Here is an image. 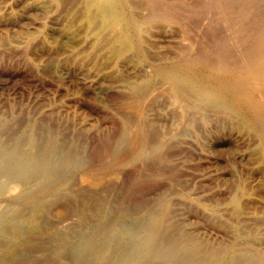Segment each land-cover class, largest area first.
Wrapping results in <instances>:
<instances>
[{
    "label": "rangeland",
    "instance_id": "obj_1",
    "mask_svg": "<svg viewBox=\"0 0 264 264\" xmlns=\"http://www.w3.org/2000/svg\"><path fill=\"white\" fill-rule=\"evenodd\" d=\"M90 1L0 0V158L2 153L11 156L16 136L35 138L33 151L30 148L12 161L0 162V255L28 239H34L38 248H49L46 239L76 225L79 206L88 221L81 238L68 241L63 263L50 264H77L73 259L80 239L93 247L88 245L87 254L96 246L104 247L107 240L102 232L107 220L120 213L128 215L124 230L136 229L139 238L145 239L147 233L136 227L134 220L143 212L181 228L201 247L226 250L223 258L212 264H236L242 255L257 259L259 252H264V143L260 133L237 114L239 111L209 97L198 95V99L187 89L179 99L158 67L191 52L193 56L202 53L212 65L210 74L220 76L222 70L216 65L223 50L231 54L230 60L241 58L244 65L251 55L249 48L264 33V0H126L125 16L139 23V51L133 46L126 20L112 24L104 18L102 6L107 8L108 0ZM188 95L192 100L195 97V103ZM263 95L257 96L264 100ZM201 99L202 103L198 102ZM125 117L132 118L127 127ZM50 133H55L54 138ZM152 142L157 146L154 152ZM44 148L51 151L50 157ZM69 157L78 163L71 164ZM30 159L37 169L27 178ZM47 180L56 187L63 185L56 196L31 204L16 198L19 190L37 193ZM89 196L104 199L102 215L89 211ZM46 201L53 204L48 206ZM71 205L74 208L68 209ZM7 257L6 264L11 259ZM115 257L99 264L120 260ZM168 261L163 263L173 260ZM127 264L137 263L130 260Z\"/></svg>",
    "mask_w": 264,
    "mask_h": 264
},
{
    "label": "bare ground",
    "instance_id": "obj_2",
    "mask_svg": "<svg viewBox=\"0 0 264 264\" xmlns=\"http://www.w3.org/2000/svg\"><path fill=\"white\" fill-rule=\"evenodd\" d=\"M90 1V0H89ZM101 1V0H100ZM107 1V0H106ZM91 3L94 4V2L96 3V1L92 2V0L90 1ZM91 3H89V5H91ZM101 3V2H100ZM103 3V2H102ZM126 0H108L107 4L108 7L104 8L105 6H102V8L104 9L103 12L105 14V19L106 21L113 23L116 22H123L126 20L127 26L130 29L132 36L134 37V41H133V46L135 48L138 49L139 51V43L137 42V33H138V29H139V23L131 20L129 17V19H127V17L125 16V13L123 11V8H125L126 4ZM222 3V2H221ZM92 4V5H93ZM106 4V3H105ZM104 4V5H105ZM228 4V3H227ZM252 4V3H251ZM103 5V4H102ZM240 5V4H239ZM238 5V6H239ZM99 6V5H98ZM226 6V5H224ZM229 6V5H228ZM237 6V5H236ZM264 6V5H263ZM88 7V6H87ZM95 7V6H94ZM127 7V6H126ZM159 7V6H158ZM260 7V6H259ZM89 8V7H88ZM99 8V7H98ZM128 8V7H127ZM154 8V7H153ZM161 8V7H160ZM236 8V7H235ZM234 8V10H235ZM246 8V7H245ZM244 8V9H245ZM250 8V7H249ZM91 9V8H90ZM180 9V8H178ZM219 9V8H218ZM224 9V8H223ZM222 9V11L224 12V10ZM226 9V8H225ZM237 9V8H236ZM94 10V9H93ZM152 10V9H151ZM157 10V9H156ZM171 10V9H170ZM185 10V9H184ZM227 10V9H226ZM256 10V9H255ZM159 11V10H158ZM163 11V10H162ZM172 11V10H171ZM190 11V10H187ZM233 11V10H232ZM102 12V10H101ZM164 12V11H163ZM167 12V11H166ZM165 12V13H166ZM222 12V13H223ZM242 12V11H241ZM255 12V11H254ZM253 12V13H254ZM90 13V12H89ZM92 13V12H91ZM200 13V12H199ZM211 13V12H210ZM150 14V13H149ZM162 14V13H160ZM172 14V12H171ZM225 15L227 13H224ZM223 14V15H224ZM231 14V12H230ZM155 15V14H154ZM169 15V14H168ZM180 15V14H179ZM99 16V15H98ZM153 16V15H152ZM229 16V15H227ZM241 16V15H240ZM238 16V17H240ZM158 17V16H157ZM182 17H184L182 15ZM253 17L252 15L250 16V18ZM258 17V16H257ZM260 17V16H259ZM92 18V17H90ZM150 18V17H149ZM163 18V17H162ZM203 18V17H202ZM249 18V19H250ZM180 19H182L180 17ZM184 19V18H183ZM195 19V18H194ZM192 19V20H194ZM197 19V17H196ZM252 19V18H251ZM250 19V21H251ZM262 19V18H261ZM175 20V19H174ZM178 20V19H176ZM228 20V19H227ZM233 20V19H232ZM241 20V19H240ZM246 20V19H245ZM93 21V20H92ZM99 21V20H97ZM105 21V20H104ZM179 21V20H178ZM199 21V20H198ZM230 21V20H229ZM247 21V20H246ZM253 21V20H252ZM102 22V21H101ZM197 22V21H196ZM218 22L215 21L214 24ZM257 22V21H256ZM261 22V21H260ZM263 22V21H262ZM261 22V23H262ZM99 23V22H98ZM193 23V22H192ZM202 23V22H201ZM229 23V22H227ZM242 23V22H240ZM250 23V22H249ZM125 24V23H122ZM120 24V26L122 25ZM142 24V23H141ZM141 24H140V28H141ZM194 24V23H193ZM245 24V23H244ZM243 24V25H244ZM255 24V23H253ZM208 25V24H207ZM219 25L222 26V24L220 23ZM224 25V24H223ZM183 26V24H182ZM187 25H185L186 27ZM217 26V24L215 25V27ZM236 26V25H235ZM253 26V25H252ZM143 27V26H142ZM209 27V26H208ZM208 27L206 26V28L208 29ZM259 27V26H258ZM195 28V27H194ZM210 28V27H209ZM212 28V27H211ZM222 28V27H221ZM232 28V27H230ZM235 28V27H234ZM246 28V27H245ZM250 28V26H249ZM100 29V28H99ZM258 29V28H257ZM209 30V29H208ZM207 30V31H208ZM215 30V29H214ZM219 30V29H218ZM253 30V29H252ZM140 31V29H139ZM188 31V30H187ZM196 31V29H195ZM210 31V30H209ZM208 31V32H209ZM225 31V33L227 34V29L223 30ZM256 31V29H255ZM122 32V31H121ZM191 32V31H188ZM186 32V33H188ZM206 32V31H205ZM216 32V31H215ZM229 32V31H228ZM243 32V31H242ZM220 33V32H219ZM221 33H223L221 31ZM237 33V32H235ZM240 33V32H239ZM246 33V32H245ZM256 33V32H254ZM120 34V33H119ZM125 34V32H124ZM229 34V33H228ZM257 34V33H256ZM118 35V34H117ZM190 35V34H189ZM211 35V34H210ZM247 35V33H246ZM119 36V35H118ZM123 36V34H122ZM188 36V35H187ZM205 36V35H204ZM228 36V35H227ZM241 36V35H240ZM120 37V36H119ZM116 37V38H119ZM207 37V36H206ZM212 37H216V39L218 38L217 36H213ZM246 37V36H243ZM254 37V35H253ZM122 38V37H121ZM219 39V38H218ZM240 39V38H239ZM129 40V39H128ZM208 40V39H207ZM211 40V39H209ZM238 39L234 40L237 41ZM244 40V38H243ZM250 40V39H249ZM254 40V39H253ZM119 41V39H118ZM125 41H127L125 39ZM222 41V40H220ZM233 41V38H232ZM252 41V40H251ZM209 42V41H208ZM247 42V41H246ZM249 42V41H248ZM253 42V41H252ZM129 43V41L127 42ZM234 43V42H233ZM130 44V43H129ZM214 44V43H213ZM251 44V43H250ZM246 45V44H245ZM249 46V43L247 44ZM227 46V45H226ZM247 46V47H248ZM211 47V46H210ZM213 47V45H212ZM217 47V46H216ZM225 47V46H224ZM243 47V46H242ZM240 48V47H239ZM214 49V48H213ZM226 49V48H225ZM237 49V48H236ZM190 50V49H189ZM187 49V51H189ZM193 50V49H192ZM199 50V49H198ZM215 50V49H214ZM219 50V49H217ZM227 50V49H226ZM239 50H242L239 49ZM238 50V51H239ZM248 50V48H247ZM250 52H249V61L244 65H241L239 61H241L239 59V61L235 60V59H231V54H229L227 51L223 50L222 55H220L222 58L220 59V63H218L216 65V68L221 69L222 70V74L219 76L210 74V69L212 68V65L209 63V61H206L205 58H203L200 54L195 53L196 55L193 56L192 52L189 55H183L181 56L178 60L170 62L168 64L165 65H161L158 67V71L161 75H163L171 84L172 89L174 90L175 94L177 97H179V99H183V95H185V92H187L186 90L189 89L188 91H192L191 93L194 92L195 96L197 95V98L202 95V97H209L211 98L213 101H215L216 103H218V105L221 106H227V107H231L236 109L237 111H239V113L237 114H241L242 117L247 118L254 126V128L260 133V136L263 140L264 143V100L262 98H258V94L259 93H263L264 94V33L263 35L260 36L259 40L257 43H255L251 48H249ZM248 50V51H249ZM137 51V50H136ZM195 51L197 52V48L195 49ZM216 51V50H215ZM236 51V50H234ZM237 51V52H238ZM247 51V52H248ZM213 52V51H212ZM233 52V51H232ZM211 53V52H210ZM242 53V52H241ZM245 52H243L244 55ZM140 54V53H139ZM182 54V53H181ZM194 54V53H193ZM214 54V52H213ZM248 55V54H247ZM246 56V55H245ZM244 56V57H245ZM235 57V56H234ZM236 58V57H235ZM236 58V59H237ZM208 60V59H207ZM211 62V61H210ZM243 64V63H242ZM210 67V68H209ZM209 72V73H208ZM159 75V74H158ZM163 77V78H164ZM148 83V82H147ZM149 84V83H148ZM149 86V85H147ZM145 88V87H144ZM143 88V89H144ZM144 91V90H143ZM256 92H259L256 95ZM188 93V92H187ZM186 93V94H187ZM174 94V93H173ZM193 94V95H194ZM199 95V96H198ZM191 95H188L187 97H189ZM175 97V96H173ZM201 97V96H200ZM201 97V98H202ZM204 97L202 99H204ZM264 97V95H263ZM190 98V97H189ZM174 99V98H173ZM185 99V98H184ZM191 99V98H190ZM193 99L196 101L195 97H193ZM199 99V98H198ZM197 99V100H198ZM199 100L198 102H201L203 100ZM210 99V101H211ZM176 100V98H175ZM187 100V99H185ZM192 100V99H191ZM193 101V103H195ZM208 101V99H205ZM204 100V101H205ZM181 102V101H180ZM185 102V101H184ZM190 102V100L188 101ZM186 102V103H188ZM192 103V102H191ZM202 103V102H201ZM212 103V101H211ZM185 104V103H184ZM183 104V106H185ZM189 104V103H188ZM198 104V103H197ZM204 104V102H203ZM207 105V103H205ZM193 105V104H192ZM202 105V104H200ZM205 105V107H206ZM213 105V104H212ZM209 106V103H208ZM193 107V106H192ZM229 107V108H230ZM219 109V108H217ZM225 109V108H224ZM221 110V109H220ZM227 111V110H226ZM224 113V112H223ZM236 113V111H235ZM124 114V113H123ZM207 115V114H206ZM130 116V115H129ZM200 116V115H199ZM130 119L132 118H128L125 117V126L127 127L130 123ZM130 120V121H129ZM135 121V120H134ZM190 121V120H189ZM15 122V121H14ZM133 122V121H132ZM185 122V121H184ZM13 123V122H12ZM11 123V124H12ZM146 123V122H145ZM10 124V125H11ZM37 125V124H36ZM149 124H146V126ZM151 125V124H150ZM180 125V124H179ZM184 125V124H183ZM251 125V124H250ZM140 126V125H139ZM1 127V126H0ZM18 127V126H17ZM20 127V126H19ZM145 125L141 126L142 131L145 130ZM184 127V126H183ZM252 128V126H250ZM9 128V127H8ZM29 128V127H28ZM38 128V127H37ZM13 129V128H11ZM41 129V128H40ZM2 129H0L1 131ZM7 130V129H6ZM175 130V129H174ZM14 131V130H13ZM19 131V130H18ZM26 131V130H25ZM158 131V130H157ZM182 131V130H181ZM12 132V131H11ZM32 132V131H31ZM55 132V131H54ZM132 132V131H131ZM140 132V131H139ZM160 132V131H159ZM169 132V130H168ZM19 133V132H18ZM17 133V134H18ZM135 133V132H134ZM143 133V132H142ZM10 134V133H9ZM28 134V132H27ZM55 134V133H54ZM52 133H50V136L54 135ZM63 134V133H62ZM178 134V132H177ZM24 135V134H23ZM33 135V132H32ZM35 135V134H34ZM44 135V134H43ZM133 135V134H132ZM135 135V134H134ZM147 135V134H146ZM160 135V133H159ZM10 137V135H8ZM13 136V135H11ZM15 136V135H14ZM27 135H24L23 137H26ZM47 137V135H45ZM57 136V135H56ZM144 136V133L143 135ZM148 136V135H147ZM146 136V137H147ZM158 135H156L157 137ZM45 137V138H46ZM53 137V136H52ZM140 137V136H139ZM153 137V136H152ZM54 138V137H53ZM60 138V137H59ZM63 138V137H62ZM123 138V137H122ZM154 138V137H153ZM10 140L13 139V137L9 138ZM35 139V138H34ZM34 139L32 138L31 135L27 136L26 140H23L22 136L15 137V146L13 149L12 154H10L11 156H7L5 154L2 153V157L0 158V162H9L14 160V158L19 155L20 152L24 151L28 152L29 149L31 151L32 150V145L35 144L33 143ZM47 139V138H46ZM44 139V140H46ZM52 139V138H51ZM50 139V140H51ZM148 139V138H147ZM260 139V138H259ZM13 140V142H14ZM43 140V142H44ZM49 140V141H50ZM53 140V139H52ZM51 140V141H52ZM70 140V139H69ZM133 140V139H132ZM145 140V139H144ZM153 140V139H152ZM162 140V138H161ZM167 140V139H166ZM4 141V140H2ZM7 141V140H5ZM12 141V140H11ZM10 141V142H11ZM37 141V140H36ZM60 141V140H59ZM63 141V140H62ZM67 141V140H66ZM148 141V140H147ZM149 141L151 142V140L149 139ZM148 141V143H150ZM9 142V141H8ZM65 142V141H64ZM68 142V141H67ZM155 142V141H154ZM152 142L151 145V151L154 152V150L156 148H154L156 146V144ZM163 142V141H161ZM168 142V141H167ZM173 142V141H172ZM175 142V141H174ZM3 143V142H0ZM33 143V144H32ZM52 143V142H51ZM56 143V142H55ZM66 143V142H65ZM64 143V144H65ZM70 143V142H69ZM120 143V142H119ZM8 144V143H7ZM13 144V143H11ZM10 144V147H11ZM75 144V143H74ZM2 145V144H1ZM5 145V144H4ZM49 146L51 144H48ZM62 145V144H61ZM61 145L59 147H61ZM159 145V144H158ZM162 145V144H161ZM63 146V145H62ZM66 146V145H65ZM68 146V145H67ZM66 146V149H67ZM6 147V146H5ZM43 147V146H42ZM46 147V145H45ZM58 147V149H59ZM73 147V146H72ZM80 147V146H78ZM148 147V146H147ZM157 147V146H156ZM160 147V145H159ZM163 147V146H162ZM9 148V146H8ZM64 148V147H63ZM4 149V148H3ZM11 149V148H10ZM42 149V148H39ZM44 150H41V152L44 151V154L46 156L51 155V151L46 150V148H44ZM160 149V148H158ZM164 149V148H163ZM5 150V149H4ZM74 150V149H73ZM73 150H70L71 152ZM37 151V150H36ZM150 151V150H149ZM159 151V150H158ZM67 152V151H66ZM157 152V151H156ZM6 153V152H5ZM39 153V150L37 151V154ZM74 153V151H73ZM82 153V152H80ZM150 153V152H149ZM165 153V152H164ZM58 154V152H57ZM61 154V153H60ZM63 154V153H62ZM33 155V154H32ZM41 155V154H40ZM56 155V154H55ZM59 155V154H58ZM66 155V154H65ZM123 155V154H122ZM127 155V154H126ZM149 155V154H147ZM154 154H152L153 156ZM163 155V154H162ZM169 155V154H168ZM39 156V155H37ZM53 156V155H52ZM67 156V155H66ZM121 156V155H120ZM119 156V157H120ZM124 156V155H123ZM151 156V155H150ZM170 156V155H169ZM42 157V156H41ZM44 157V155H43ZM42 157V158H43ZM73 157V156H72ZM80 157V155H79ZM84 157V155L82 156ZM128 157V156H127ZM164 157V156H163ZM18 158V157H17ZM61 159V157H59ZM65 158V157H64ZM167 158V157H166ZM34 159V158H33ZM40 159V156H39ZM63 159V158H62ZM71 158L69 157L68 160L69 162H71V164H77L78 163V159H73L70 160ZM48 160V159H47ZM120 160V159H119ZM122 160V159H121ZM145 160V159H144ZM29 168L26 174V177L28 178L30 173L33 172V170H35V162L30 159L29 160ZM60 161V160H59ZM82 161V160H80ZM157 161V160H156ZM4 162V163H5ZM52 162V161H51ZM61 162V161H60ZM41 163V162H40ZM48 163V162H46ZM3 164V163H2ZM39 164V163H37ZM51 164V163H50ZM4 165V164H3ZM2 165V166H3ZM16 165V164H15ZM87 165V164H86ZM37 166V165H36ZM40 166V164H39ZM81 166V164L79 165ZM75 167V166H74ZM1 168V167H0ZM43 168V167H40ZM51 168V167H50ZM37 169V168H36ZM59 170V169H58ZM64 170V169H62ZM61 170V172H62ZM41 172V171H40ZM60 172V173H61ZM70 172V171H68ZM51 173V172H50ZM58 173V172H57ZM36 174V172H35ZM111 174V173H110ZM113 174V173H112ZM37 175V174H36ZM51 175V174H50ZM53 175V173H52ZM60 174H58L57 176H59ZM107 175V174H106ZM105 175V176H106ZM114 175V174H113ZM32 178H34L33 175H31ZM46 176V175H45ZM61 176V175H60ZM109 177V175H107ZM117 176V175H116ZM4 177V176H3ZM37 177V176H36ZM44 177V176H43ZM111 177V176H110ZM21 178V177H20ZM31 178V177H30ZM31 178V179H32ZM51 178V177H50ZM53 178V177H52ZM103 178V177H102ZM114 178V177H113ZM23 179V177L21 178ZM68 179V178H67ZM65 179V181L67 180ZM97 179V178H96ZM105 179V178H104ZM110 179V178H109ZM15 180V179H14ZM19 180V179H18ZM37 180V179H36ZM53 180V179H52ZM99 180V179H98ZM97 180V181H98ZM22 181V180H19ZM30 181V180H29ZM32 181V180H31ZM30 181V183H31ZM63 181V180H62ZM107 181V180H106ZM25 182V181H24ZM24 182H21V184ZM33 182V181H32ZM35 182V181H34ZM33 182V183H34ZM41 182V181H40ZM39 182V183H40ZM99 182V181H98ZM101 182V179H100ZM17 183V181L15 182ZM13 183V184H15ZM20 183V182H19ZM29 183V185H30ZM38 183V185H39ZM42 183V182H41ZM40 183V184H41ZM62 183V182H61ZM69 184H71L70 182H67ZM66 183V184H67ZM18 185V184H17ZM37 185V186H38ZM53 185H57L56 183L52 184L50 181H45L44 184L42 185V187L39 189V191L35 194H30L27 191L22 190L20 192L19 190V195L16 198H19L20 200H22L23 203L25 204H31L37 201H40L44 198H49L51 196H56V194H58V192L62 189V186H53ZM74 185V184H73ZM72 185V186H73ZM28 186V185H27ZM31 186V185H30ZM35 186V185H34ZM69 187V185H68ZM11 188V187H10ZM9 188V189H10ZM20 188V186H19ZM28 188V187H27ZM65 188V187H64ZM17 189V188H16ZM36 189V188H35ZM14 190V189H13ZM12 190V191H13ZM29 190V189H28ZM38 190V189H37ZM66 190V189H64ZM73 190V189H72ZM105 190V189H104ZM18 191V189H17ZM68 191V189H67ZM91 191V190H90ZM109 191V190H108ZM114 191V190H113ZM65 192V191H64ZM100 192V191H98ZM171 192V191H170ZM93 193V192H92ZM74 194V192H73ZM76 194V193H75ZM85 194V193H84ZM90 194V193H89ZM65 195V194H64ZM82 195V194H81ZM93 195V194H91ZM98 195H100L98 193ZM111 195V194H110ZM115 195V194H114ZM167 195V194H166ZM69 196V195H68ZM76 196V195H75ZM80 195H78L79 197ZM87 196V195H86ZM95 196V195H94ZM102 196H104L102 194ZM112 196V195H111ZM116 196V195H115ZM52 197V198H53ZM62 197V196H61ZM60 197V198H61ZM64 197V196H63ZM85 197V196H84ZM91 198V202L90 204V212L93 210L95 211L97 214L102 215V211H103V201L104 199H102L101 197H97L95 199V197L93 196H89ZM95 200H93V198ZM108 197V196H107ZM15 198V199H16ZM76 199V197H74ZM90 198H87L88 200H90ZM110 198V197H109ZM54 200H56L57 198H53ZM63 199V198H61ZM70 199V198H68ZM73 198H71L72 201ZM78 199V198H77ZM83 199V196H82ZM86 199V200H87ZM107 199V198H105ZM112 199V198H111ZM53 200V201H54ZM85 200V199H84ZM85 200V201H86ZM63 201V200H62ZM74 201V200H73ZM80 201V200H78ZM83 201V200H82ZM108 202H110L109 200H106ZM47 202V201H46ZM51 202V201H50ZM76 202V200H75ZM74 202V204H75ZM105 202V201H104ZM167 202V201H165ZM44 204V202H41ZM40 203V204H41ZM48 203V202H47ZM55 203V202H54ZM71 203V202H70ZM83 203V202H82ZM22 204V203H20ZM50 203H48L49 206ZM51 204H53V202H51ZM50 204V206H51ZM60 204V203H59ZM81 204V203H80ZM105 204V203H104ZM167 204V203H166ZM165 204V205H166ZM2 205V204H1ZM66 205V204H65ZM70 205V204H69ZM76 205V204H75ZM111 205V204H110ZM154 205V204H153ZM46 206V203H45ZM54 206V205H53ZM52 206V207H53ZM87 206V205H86ZM106 206V205H105ZM29 207V206H28ZM47 207V206H46ZM69 207H73L68 206ZM85 207V205H84ZM115 207V206H114ZM152 207V206H151ZM166 207V206H165ZM163 207V208H165ZM169 207V206H168ZM13 208V207H12ZM50 208V207H49ZM74 208V207H73ZM83 208V207H82ZM10 209V208H9ZM19 209V208H18ZM26 209V208H25ZM24 209V210H25ZM41 209V208H40ZM46 209V208H45ZM78 212L76 213V216L78 214V220L76 225L74 224V222H72V224H74V227L70 228L69 230H63L61 229V232H58L57 234L55 233V235H51V238H44L46 240H48V242H50V246L49 248H38L36 246V244L34 245L33 241L34 239H28V241H24L22 244H12L13 246H11V248H9L8 250H6L4 253H2L0 255V264H6L5 262V258L8 256H11V259L8 261L9 263L7 264H46L48 261L49 264L53 261H64V259L66 258V255L68 256V252H66V255L64 254V249L66 248V245L70 242H72L73 238L80 237L82 235V230L83 228H85V225L88 223L87 218L85 216V213L81 212V210L79 209V206L77 208ZM113 209V208H112ZM147 209V208H146ZM161 209V208H160ZM29 210V209H28ZM27 210V211H28ZM50 210V209H49ZM73 210V209H72ZM83 210V209H82ZM109 210V209H108ZM149 210V209H148ZM147 210V213L149 212ZM10 211V210H9ZM13 211V210H12ZM43 211V210H41ZM69 211V210H68ZM71 211V209H70ZM76 211V210H75ZM112 211V210H111ZM123 211V210H122ZM164 211V210H162ZM167 211V210H166ZM173 211V210H172ZM19 212V211H18ZM51 212V211H50ZM73 212V211H71ZM6 213V211H5ZM27 213V212H26ZM8 214V212L6 213ZM11 214V213H10ZM14 214V213H13ZM72 214V213H71ZM75 214V213H74ZM91 216L92 213H90ZM90 214L88 216H90ZM107 214V213H106ZM150 214V213H149ZM146 213H142L140 214L138 217H136L135 220V225L136 227H143V229L145 230V232L147 233L146 238L143 239L141 236V240L139 238V236L132 230H124V223L126 222V218L127 216L126 213H120L114 216H111L108 218L107 220V224L105 229L102 232V236H104L107 240V244L100 248V247H94V249L89 252L88 254L85 253L86 248H88V245L90 244L89 242L85 241L84 242H80V240H78L77 242V248L76 253H74V259L73 261H75V263L77 264H99L100 260L105 259L104 261H109L111 259H113V257L115 256H119L120 260L118 261H113L110 262L109 264H127L128 261H133L136 262L137 264H164V261H168V259H172L173 261L171 262V264H212L214 262H218L223 258L224 252L225 251H221V249H208L205 248L206 245H204L203 247H201L200 245H198L186 232H184L183 230H181V228L170 224L169 222H167L164 218L162 217H155L152 215H149ZM154 214V213H153ZM30 214H28L29 216ZM104 215V214H103ZM155 215V214H154ZM159 215V214H158ZM15 216V215H14ZM25 216V215H24ZM90 216V218H91ZM98 216V217H99ZM160 216V215H159ZM27 217V216H25ZM32 217V216H31ZM97 217V216H96ZM97 217V220H98ZM133 217V216H132ZM131 217V218H132ZM165 217V215L163 216ZM30 218V217H28ZM93 219L95 218V216L92 217ZM96 220V219H94ZM93 220V221H94ZM128 222V221H127ZM98 223L100 224V222L98 221ZM134 223V222H133ZM126 224V223H125ZM132 224V223H131ZM2 225V224H1ZM69 225V224H68ZM89 225H91L89 223ZM97 226V225H95ZM101 226V225H100ZM133 226V227H135ZM7 227V226H6ZM5 227V228H6ZM68 227V226H67ZM99 227V226H98ZM97 227V228H98ZM127 227V226H126ZM9 227H7L8 229ZM91 228V227H90ZM183 228V227H182ZM48 229V228H47ZM55 229V228H54ZM53 229V230H54ZM89 229V226H88ZM87 229L88 233L90 232ZM41 230V229H40ZM53 230H50L51 233ZM101 230V229H100ZM99 230V231H100ZM55 231V230H54ZM86 231V230H85ZM139 231V230H138ZM137 231V232H138ZM46 231H44L43 233H45ZM56 232V231H55ZM144 232V231H143ZM39 233V232H38ZM42 233V231H41ZM42 233V234H43ZM48 233V232H46ZM45 233V235H46ZM50 233V234H51ZM94 233V232H93ZM99 233V232H98ZM35 234V233H34ZM91 234V232H90ZM144 234V233H142ZM27 235V234H26ZM40 235V234H39ZM44 235V234H43ZM42 235V238H43ZM48 235V234H47ZM88 235V234H87ZM92 235V234H91ZM99 235V234H98ZM30 236V235H29ZM35 236H37L35 234ZM144 236V235H143ZM19 237V236H18ZM27 237V236H25ZM71 237V238H70ZM97 237V236H96ZM99 237V236H98ZM31 238V237H30ZM38 238V237H35ZM79 239V238H78ZM94 239V238H93ZM37 240V239H36ZM39 240V238H38ZM92 240V239H91ZM97 240V239H96ZM103 239H101L100 241H102ZM35 241V240H34ZM40 241V240H39ZM45 241V240H43ZM69 241V242H68ZM75 241V239H74ZM38 242V241H37ZM36 242V243H37ZM95 242V239H94ZM11 243V242H10ZM39 244L41 242H38ZM37 243V244H38ZM69 243V244H70ZM73 243V242H72ZM100 243V242H99ZM43 244H46V242ZM68 244V245H69ZM8 246V245H7ZM9 246V247H10ZM91 246V244L89 245ZM99 246V245H98ZM211 245H209L210 247ZM234 246V244H233ZM48 247V246H47ZM69 247V246H68ZM92 247V246H91ZM222 247V246H221ZM72 248V247H71ZM93 248V247H92ZM215 248V247H214ZM224 249V248H223ZM71 250V249H70ZM74 250V251H75ZM72 251V250H71ZM23 257H21L22 255ZM70 256V255H69ZM236 256V255H235ZM245 256V255H244ZM243 255L239 258H237L234 262H236V264H264V252H259L258 254V258L255 260H249L248 257H244ZM116 258V257H115ZM68 261V260H67ZM104 264H106L107 262H104ZM57 262V263H59ZM60 262V263H61ZM69 262V261H68ZM68 262H66V264H68ZM71 263H73L72 261H70ZM169 262V261H168ZM212 262V263H211ZM54 263V262H53ZM52 263V264H53ZM63 263V262H62ZM56 264V263H55ZM65 264V263H64ZM74 264V263H73ZM102 264V263H101Z\"/></svg>",
    "mask_w": 264,
    "mask_h": 264
}]
</instances>
